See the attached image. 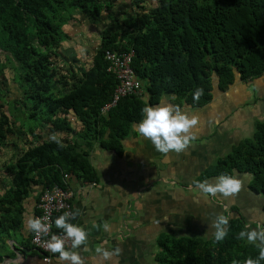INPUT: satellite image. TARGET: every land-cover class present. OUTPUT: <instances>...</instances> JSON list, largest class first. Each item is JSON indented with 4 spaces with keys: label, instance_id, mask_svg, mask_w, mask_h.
Listing matches in <instances>:
<instances>
[{
    "label": "trees",
    "instance_id": "1",
    "mask_svg": "<svg viewBox=\"0 0 264 264\" xmlns=\"http://www.w3.org/2000/svg\"><path fill=\"white\" fill-rule=\"evenodd\" d=\"M131 4L133 11L119 18L111 13L115 0H0V77L11 68L21 94L9 102V113L0 101V174L7 178L0 186V262L12 253L8 240L22 229L24 203L34 188L42 192L54 184L68 187L69 176L97 181L92 150L99 145L121 154L123 140L143 118V107L157 104L165 94L201 107L213 98L215 81L225 91L237 77L248 80L264 73V0H131ZM104 11L112 21L100 34L91 65L77 64L79 58L65 53L70 24L79 22L78 15L95 23ZM109 49L135 51L132 64L143 94L124 96L104 113L118 84L107 69ZM197 87L204 89L199 102L193 100ZM44 127L62 139L63 148L37 132ZM17 134L26 138L20 143L13 138ZM236 171L252 173L250 189L264 194V121L198 181ZM244 226L241 217L231 218L229 235L219 244L211 238L163 235L155 260L243 264L258 256L254 245L237 239Z\"/></svg>",
    "mask_w": 264,
    "mask_h": 264
},
{
    "label": "crops",
    "instance_id": "2",
    "mask_svg": "<svg viewBox=\"0 0 264 264\" xmlns=\"http://www.w3.org/2000/svg\"><path fill=\"white\" fill-rule=\"evenodd\" d=\"M71 39L72 35L66 42L68 47ZM214 92L201 107L180 102L176 95H164L183 112L199 117L194 129L197 139L185 152L164 155L133 128L123 140L121 154L99 145L92 150L97 181L84 182L70 176L65 180L73 192L74 211H81L74 223L90 233L87 251L79 250L86 264H157L155 257L163 235L209 239L206 223L225 208L231 218L241 217L250 229L264 225V194L250 189L252 173H234L244 181L234 198L205 197L196 187L206 169L242 140L251 138L256 124L264 121V73L248 80L237 77L225 91L215 81ZM217 177L201 182H214ZM40 193L41 189L35 187L25 200L23 227L8 240L12 253L6 254L0 264H57L56 256L49 262L44 260L32 245V232L26 227L27 219L36 212ZM105 222L110 226L108 231L103 228ZM97 247H120L122 254L105 261L97 255Z\"/></svg>",
    "mask_w": 264,
    "mask_h": 264
},
{
    "label": "clouds",
    "instance_id": "3",
    "mask_svg": "<svg viewBox=\"0 0 264 264\" xmlns=\"http://www.w3.org/2000/svg\"><path fill=\"white\" fill-rule=\"evenodd\" d=\"M204 95V89L197 87L193 94V100L199 102ZM142 120L133 126L134 131L146 140H150L156 151L167 155L171 152H185L197 139L194 129L199 124V117L188 115L178 106L171 104L167 98L161 96L155 106H145L142 108ZM49 141L54 142L59 148H63L62 139L56 133L49 136ZM244 181L239 176L221 174L214 182L204 180L197 182L196 187L205 197L234 198L242 190ZM81 215L80 209L64 212L55 219V227L62 230L63 236L52 234L50 239L45 241V250L57 257V264H86V260L80 254V249L87 251L89 241V231L72 221ZM231 213L225 208L224 212L214 214V218L207 222L205 235L211 236L214 244L223 242L229 235ZM47 217H32L26 221V227L39 241L42 237L50 234L51 225L46 223ZM94 227H98L94 225ZM109 224L104 223L105 231L109 230ZM237 239L246 241L249 245H254L258 249L257 258L251 257L243 261V264H262L264 262V225L251 228L245 225L244 229L237 234ZM70 241V246L66 243ZM97 255L103 260L110 261L113 257L122 254V249L116 247L109 250L104 247L95 249ZM232 264H241L238 260H233Z\"/></svg>",
    "mask_w": 264,
    "mask_h": 264
},
{
    "label": "built area",
    "instance_id": "4",
    "mask_svg": "<svg viewBox=\"0 0 264 264\" xmlns=\"http://www.w3.org/2000/svg\"><path fill=\"white\" fill-rule=\"evenodd\" d=\"M134 55L135 51L133 49L129 51L109 49L105 52V58L108 62L107 69L116 76L118 84L113 93L112 100L102 108L104 113H107L111 108L116 106L124 96L143 94L142 81L132 64ZM72 199L73 192L68 187H63L60 184L46 187L40 193L37 204L39 212L35 213L33 217H47L45 222L51 225V230L49 236L42 237L39 241L36 240L34 233H32L31 243L44 255V260L47 262L51 261L56 255L45 250V241L50 239L52 234L64 235L63 232L54 230L55 216L58 213L64 214V212L74 211ZM66 246H70V241L66 243Z\"/></svg>",
    "mask_w": 264,
    "mask_h": 264
},
{
    "label": "rangeland",
    "instance_id": "5",
    "mask_svg": "<svg viewBox=\"0 0 264 264\" xmlns=\"http://www.w3.org/2000/svg\"><path fill=\"white\" fill-rule=\"evenodd\" d=\"M131 0H115V5L113 6L111 13L113 16L119 18H125L129 12H132ZM79 22L70 24V31L72 39L68 43L70 47L65 49V53L72 59V57L79 58L77 64L85 65L89 67L92 63L94 54L100 42V34L103 29L106 28L112 21L109 16V12L104 11L95 23H90L86 17L80 16ZM1 59L4 60V55H1ZM68 64L63 65V69H66ZM68 68V67H67ZM13 70L11 68L5 69L4 77H0V101L5 104L4 110L9 113V102L15 99H20L21 94L19 93L18 86L12 80ZM24 122L29 125L28 118L24 119ZM21 121L15 125L18 127ZM74 125H77L76 121ZM37 132L43 134V137L48 138L50 136V129L48 127L39 128ZM18 136V137H17ZM31 136L29 135V138ZM14 139H18L21 143L26 138V135L17 134L13 136ZM7 184V178L5 175L0 174V186H5Z\"/></svg>",
    "mask_w": 264,
    "mask_h": 264
}]
</instances>
